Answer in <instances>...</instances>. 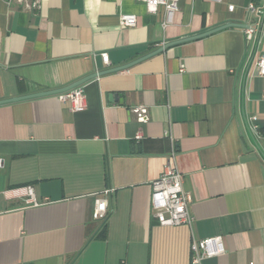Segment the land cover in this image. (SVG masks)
Masks as SVG:
<instances>
[{
	"label": "crops",
	"instance_id": "crops-1",
	"mask_svg": "<svg viewBox=\"0 0 264 264\" xmlns=\"http://www.w3.org/2000/svg\"><path fill=\"white\" fill-rule=\"evenodd\" d=\"M123 14L136 26L121 27ZM261 19L251 40L229 27L157 52ZM163 21L162 8L134 1L38 0L25 11L0 0V102L126 66L84 82L79 112L56 95L0 103V264H190L191 242L218 236L225 253L208 264H264V0H179ZM169 138L191 227L159 226L150 206ZM26 186L48 202L27 206ZM105 190L108 217L93 221Z\"/></svg>",
	"mask_w": 264,
	"mask_h": 264
},
{
	"label": "built area",
	"instance_id": "built-area-1",
	"mask_svg": "<svg viewBox=\"0 0 264 264\" xmlns=\"http://www.w3.org/2000/svg\"><path fill=\"white\" fill-rule=\"evenodd\" d=\"M134 1L145 6L147 12L155 13L159 8L164 11V21L162 27L166 28L173 23L174 15L179 9V0H120ZM220 3L222 0H209ZM9 6L17 3L25 11H30L38 7V0L28 2L27 0H4ZM234 6H228L227 10L232 12ZM252 11L253 7L249 6ZM137 23L136 16L133 14H123L119 18V24L123 28L135 27ZM260 24L249 26L244 29L246 40H251L256 31L260 30ZM101 59L104 64H108L107 54H101ZM259 76H264V56H261L255 63ZM83 85H79L68 91L56 94L57 99L61 103H68L70 108L79 112L86 109V99L84 95ZM134 115L137 124L145 125L149 121L148 110L144 106H137L130 109ZM135 141L142 139L141 133L134 137ZM171 152L167 156L162 174L151 184L150 206L154 212V218L159 226L162 227H178L188 226L193 224V217L189 210L191 196L183 190V176L178 171L175 165L176 152L174 142L171 138ZM25 197V203L29 207H39L46 204L47 199L38 200L31 186H26L22 189ZM111 190L103 191L94 200L91 219L97 222H104L108 217L107 197ZM225 253L221 237H211L204 240H193L190 244V264H208L207 261L221 256ZM253 264V263H250Z\"/></svg>",
	"mask_w": 264,
	"mask_h": 264
},
{
	"label": "water",
	"instance_id": "water-1",
	"mask_svg": "<svg viewBox=\"0 0 264 264\" xmlns=\"http://www.w3.org/2000/svg\"><path fill=\"white\" fill-rule=\"evenodd\" d=\"M260 27L262 28L263 27V19H261V22H260ZM229 27H240V28H243L245 29L247 26L245 25H237V24H233V23H226V24H223L222 26L218 27V28H215L213 30H210L208 32H204V33H201V34H198V35H195V36H190V37H186V38H181L180 40H177L175 42H172V43H168V44H165L164 46H162L157 52H160L164 49H166L167 47L171 46V45H174V44H177V43H181V42H185V41H188V40H192V39H197V38H200V37H203L205 35H208L210 33H213V32H216L218 30H221V29H225V28H229ZM261 30V29H260ZM156 52V53H157ZM126 67V66H125ZM125 67H122V68H118V69H115V70H111V71H105V72H99V73H95L93 74L92 76L84 79V80H81L79 82H76L75 84H72L71 86H68L66 88H63L61 90H55V91H49V92H42V93H38V94H33V95H30V96H25V97H19V98H14L12 100H8V101H2L0 103H6V102H12V101H19V100H25V99H30V98H35V97H44V96H49V95H56V94H59V93H62V92H65V91H68L72 88H75L79 85H82L84 82L90 80V79H93V78H96L98 76H101V75H107L109 74L110 72L112 71H117V70H121Z\"/></svg>",
	"mask_w": 264,
	"mask_h": 264
},
{
	"label": "trees",
	"instance_id": "trees-1",
	"mask_svg": "<svg viewBox=\"0 0 264 264\" xmlns=\"http://www.w3.org/2000/svg\"><path fill=\"white\" fill-rule=\"evenodd\" d=\"M105 229V225L102 226V231Z\"/></svg>",
	"mask_w": 264,
	"mask_h": 264
}]
</instances>
